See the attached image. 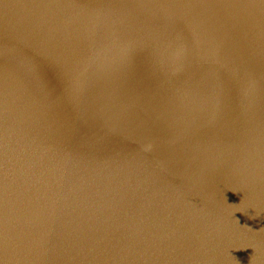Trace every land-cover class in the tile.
Segmentation results:
<instances>
[{
    "label": "water",
    "instance_id": "1",
    "mask_svg": "<svg viewBox=\"0 0 264 264\" xmlns=\"http://www.w3.org/2000/svg\"><path fill=\"white\" fill-rule=\"evenodd\" d=\"M0 264H264V0H0Z\"/></svg>",
    "mask_w": 264,
    "mask_h": 264
}]
</instances>
